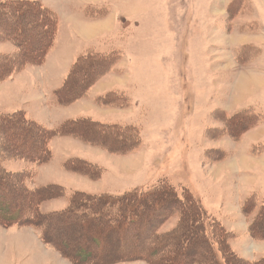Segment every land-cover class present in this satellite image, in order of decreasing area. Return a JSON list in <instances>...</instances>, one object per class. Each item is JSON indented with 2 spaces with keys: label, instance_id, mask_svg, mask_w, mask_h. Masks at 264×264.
I'll return each instance as SVG.
<instances>
[{
  "label": "rangeland",
  "instance_id": "374dc122",
  "mask_svg": "<svg viewBox=\"0 0 264 264\" xmlns=\"http://www.w3.org/2000/svg\"><path fill=\"white\" fill-rule=\"evenodd\" d=\"M30 1L37 4L14 6L23 15L5 6L0 16V115L17 114L0 122V168L11 173L0 180L25 207L21 199L30 203L42 193L36 205L41 214L22 208L13 223L0 220V264H168L170 251L177 264H216L212 253L206 255L205 231L215 250L223 241L244 261L228 257L226 264L260 260L264 0ZM88 53L114 59L90 82L94 71L87 69L86 77L75 73L70 84L77 88L86 81L85 90L57 101L53 92ZM65 121L107 124L120 133L129 128L124 134L130 143L91 137L90 125L89 133L70 125L63 131ZM21 126L45 142V158L27 156L39 146L27 147L17 134ZM256 142L259 152L250 148ZM28 171L26 182L15 174ZM22 180L31 191H44L24 197ZM159 181L179 196L187 189L201 200L206 210L198 217L205 231L198 211L174 206L168 196L145 216L135 213L142 216L121 233L126 244L119 251L117 237L105 235L118 221L109 227L105 217L89 218L90 209L106 197L114 208L108 218L115 219L122 196L144 194ZM251 194L256 197L242 204L247 229L236 202ZM78 195L83 198L72 205L73 213L63 214ZM3 212L6 218L14 213ZM191 214L196 220L181 225ZM148 246L162 251L142 256ZM85 254L88 263L80 261Z\"/></svg>",
  "mask_w": 264,
  "mask_h": 264
},
{
  "label": "trees",
  "instance_id": "16d2710c",
  "mask_svg": "<svg viewBox=\"0 0 264 264\" xmlns=\"http://www.w3.org/2000/svg\"><path fill=\"white\" fill-rule=\"evenodd\" d=\"M24 4H28V5H32L33 6V5L37 4V3L35 1H30V0H27V1H24V0H9V1H6V2L5 1H0V7H1L0 16H4L5 9L7 8L5 6H8L9 11H10L11 6H13V10L12 11L15 10L14 6L16 7V9H20V10L21 9L25 10L26 8L28 9L30 7V6H27V5H24ZM35 7L37 8V10L34 9L35 12H40V13L43 12L44 13V11L42 10L41 6H35ZM15 11H16V14L23 15L21 12H19V10H15ZM36 14H38V13H36ZM45 21H47V19H45ZM43 31H44V35H45V33H46L45 29ZM101 54L102 55H99V56H104V55H106L108 57L110 56L108 53H101ZM85 56L86 57H84V59H82L83 58L82 57L81 58L82 60L79 59L77 61V63L73 66L71 72L69 73V76L67 77L66 81H64V83L59 87L58 90L53 92L55 94V97H56L57 101H63L67 97H68L67 99H69L72 96L77 95V94L81 95L83 93V91L85 90L86 86H87L85 84L90 82L95 76H98L99 74H101L103 72H106L107 68L111 64L110 62L112 61V59H114L112 57L104 58V57H99V56L97 58H92L90 53H88ZM108 62H109V64H108ZM79 64H82L80 67H83V69L79 67ZM77 68H80V69L78 70ZM87 69L94 71V76L91 77V78H88L89 80H88L87 83H86V81H84L85 84L84 85L80 84V87H77V88H76V86H77L76 84H70L69 80L72 79L73 75L75 73H78V71L81 74L85 75V77H86ZM65 90H66V92L64 93ZM234 114L235 113H233L231 115V117ZM15 115H17V114L16 113H14V114H12V113L11 114H1L0 115V122L2 120H4L5 122L8 121V120L9 121H13V119H11V118H14L13 116H15ZM235 118H238V117H235ZM67 123H68V121H65L64 124L61 125V129L63 131L67 129L66 126L70 125L69 126V130H70V128L72 126L73 127L75 126L76 129H79V128L82 127L83 131L85 133H89V132H92V130L88 132L86 130L87 128H85V126L90 125V126H93V129L95 131V132H93L91 137L98 138L97 136L99 134V135H102V136H106L108 138L109 137H111V138H120V142L122 144L130 143V137H128V136H126L124 134L125 131L128 132L129 128L123 129L124 132L120 133V132L116 131V129H114V126H109L107 124L102 125V124L97 123V122L73 121L69 125ZM7 126L8 125L6 124L5 127H7ZM16 129H18L17 132H19V133H17V134L21 137L22 140L27 139L26 140L28 142L27 147H29V145L34 146L35 144L39 146V151L37 153H35V154L30 153V154H27V156L32 157L33 160L35 161V160L40 159V158L42 160L43 158H45V155H48V153H46V147L44 145L45 142H43L41 140L40 136H37V135L33 136V134L30 132V129H28L26 127H24V128L23 127L22 128L16 127ZM117 129L119 131H121V128H117ZM53 130L54 129H52V132H53ZM54 131H56V130H54ZM48 133H49V131H48ZM40 135H42V134H40ZM91 137H90V139H91ZM122 144L120 146H118V148L122 147ZM10 148L11 147L8 146V149H10ZM24 151H26V150H24ZM27 151H29V149H27ZM16 153H18V152H16ZM41 160H38V161H41ZM68 165H71V163H68ZM82 165L84 166V164H82V163L79 165L80 169H82L81 168ZM15 174H17V176L22 175V178H23V180L25 179V182L32 175L29 171L28 172H23V173H15ZM0 176L1 177L4 176L5 179H7V178L11 177V173L2 171V167H1L0 168ZM12 176H13L12 178H17V176H14V175H12ZM23 180H22V183H23ZM164 183L165 182L159 181L157 186H155L153 189H151L148 192H144V194H141V195H134V194H137V193H132V195L131 194L128 195V197L131 196L129 199H124L123 198L124 196H122L120 198L121 200L117 201L118 205L120 204L121 208L118 209L117 212L119 213V216L117 218H115V219L108 218L109 215L107 214V213H113V211H112V210H114L113 206H109L107 204L109 202L107 201L106 197H98V200L101 201V203H100L101 205L97 206L98 203L93 205V206H96L95 207L96 210H93V209L91 210L90 209L92 214H91V216L89 218L100 219L101 217H105L107 219V221H108L109 227L110 226L114 227V225L118 221V225L115 227L117 229L116 230L112 229L113 230L112 233H113V235H115L117 237V238L114 239V241H115V244L119 245V251H121V247H124V245L126 244V241H125L126 238L121 233L122 232H126L127 230H129L130 226L137 225L138 223L136 221L139 220L142 215L145 216L146 210H149V209L152 210V208H155V207H157V209H158L159 206H162L163 204H165L166 203V198L168 196L171 197V200H172V203H173L174 206L178 205V207L183 208V210L185 208H187L189 210L190 209L191 210L194 209L196 212L198 211L197 214H196L197 217H198V214L201 217V215H202L201 209H203L204 211H205V209L202 207V205L199 202V200L196 199V197H194V195L191 192H189L187 189H184L182 191L181 195L179 196L177 193L175 194V190L172 189V187L166 186ZM27 186L28 185H26V183H23L22 185H20V187L18 186L22 196H24V197L25 196L28 197V195L34 194V192H37L39 190L40 191H44V188H45V187H39V188H37L36 191H31ZM2 194H3L4 198H5V200H4V202H0V220L5 221L6 222L5 224L13 223L15 221V219H18L20 217V214L23 211L22 208H24V210L26 208V212H29L32 215L34 214L33 215L34 217H36L39 214H41L40 212H38V209H37L36 205H37L38 198H40V195H43L42 193H40L38 196H36L37 198H34V200H31L30 203L27 202V198H25L26 200L21 199L24 202L26 201L25 202L26 207H25V205H21L19 202H17V198H15L14 192L12 193V190L7 185H5L3 182H1V180H0V195H2ZM79 198H83V195H78V196L72 198L75 201L71 203V206H68L69 207V208H67L68 210L65 211L63 214H65L66 212L67 213H71V212L73 213V211H74L73 208L75 206V202H77L76 200L79 199ZM72 205H74V206H72ZM99 206H101V207L99 208ZM245 206L243 207V211L246 212L247 209H245ZM10 209L14 213H9L7 215L8 218H6V216L4 215L3 211H9ZM110 210H111V212H109ZM87 211H86L85 214H87ZM135 213H139V214H142V215H139L138 217H136ZM260 213L261 214L264 213V201L262 202V205L260 206ZM260 213H259V215H260ZM12 214H14V215L12 216ZM82 214H84V213H82ZM34 217H32L29 221H33ZM112 217H114V215ZM188 217L189 218H185L183 220L181 225L184 224V221H185V223H188V222H191L192 219L196 220V218H192V214H191V216H188ZM260 217H262V216H259V218ZM198 221L200 222L199 224H200L201 229H203L205 231V227H204V224H203V219L198 217ZM198 229L200 230V228H198ZM114 233H116V234H114ZM198 233H199V231H198ZM256 233H258V231H256ZM210 234L213 237V235H212L213 232L210 231ZM105 235H108V233L106 232ZM171 236H169V237H171ZM203 236L205 237V240H206L205 243H206L207 248H210V251L207 252L206 255L209 256V254L212 253V256H213L214 260L216 261V264H226V261L228 260V257L229 258L232 257L234 260H236V261H238L240 263H244L243 260L237 258V256L231 250H229L230 248L228 247V245L226 243L224 244L223 241L220 242L221 249H220V247H218V249L215 250L213 248V244L210 243L211 240L208 239L206 231H205ZM94 238H96V237H93V239ZM83 248H85V246H83ZM227 249H228V251H227ZM123 250H126V249L124 248ZM160 251H162V249L161 250H157V248H150L148 246V247L145 248L144 253L142 254V256L143 255L150 256L151 254H155V253L160 252ZM128 252H129V250L126 251V253H128ZM117 255H118V253H117ZM133 255H137V254H133ZM120 256H122L123 258L126 257V255H120ZM174 256H175V254L171 253V251H170L169 255H167V257H165V258H168L169 260L170 259L172 260V261L168 262V264H177L175 262V260H173ZM161 257L163 258V256H161ZM80 258H81L80 261L85 260L88 263V259L90 260L91 257L90 258L86 257V254H85V255L81 256ZM203 259H205V258H203ZM164 261H163V264H166ZM205 264H207V263L205 262ZM246 264H264V257H261L260 260H257L255 262H248V263L246 262Z\"/></svg>",
  "mask_w": 264,
  "mask_h": 264
},
{
  "label": "crops",
  "instance_id": "0c3cea01",
  "mask_svg": "<svg viewBox=\"0 0 264 264\" xmlns=\"http://www.w3.org/2000/svg\"><path fill=\"white\" fill-rule=\"evenodd\" d=\"M52 92H53V91H52ZM233 113H234V112H233ZM256 145H257V142H256L255 144H253L250 148H254V149H255V152H259V150H257V146H256ZM250 148H249V150L251 151ZM31 183H32V182H31ZM42 187H43V186H42ZM194 196H195V195H194ZM252 196H253V197H254V196L256 197L255 194H251V195H249L248 197H246L243 201H241V202H240V201H237V202H236L237 205H238V207H237L238 210H237V211H240L241 213L244 212L243 209H242V207H243L242 204H244V203L246 202V200H248V199H249L250 197H252ZM195 197H196V196H195ZM198 200H199V199H198ZM260 201H263V200H260ZM199 202L201 203V200H199ZM201 205L204 206L203 203H202ZM203 208H204V207H203ZM204 209H205V208H204ZM205 210H206V209H205ZM242 214H243V213H242ZM245 218L248 219L247 222H246ZM250 218H253V217H250ZM243 221H244V226L247 227V229H248V227H249V225H248L249 218H248L246 215H244V214H243ZM247 229H246L245 231H247ZM255 240H256V239H255ZM256 242H257V241H254V242L251 241V243H256ZM252 257H253V256L251 255L250 258L253 259ZM260 257H264V255H261Z\"/></svg>",
  "mask_w": 264,
  "mask_h": 264
},
{
  "label": "bare ground",
  "instance_id": "6f19581e",
  "mask_svg": "<svg viewBox=\"0 0 264 264\" xmlns=\"http://www.w3.org/2000/svg\"><path fill=\"white\" fill-rule=\"evenodd\" d=\"M114 234H116V233H114ZM189 234H190V233H189ZM107 236L110 238V237H113V236H115V235H113V233H112V232H110V233H108V235H107ZM109 238H108V239H109ZM106 239H107V238H106ZM108 241H110V240H108Z\"/></svg>",
  "mask_w": 264,
  "mask_h": 264
}]
</instances>
